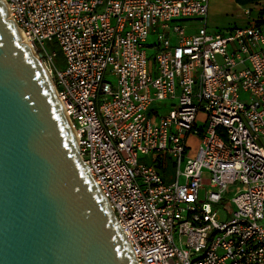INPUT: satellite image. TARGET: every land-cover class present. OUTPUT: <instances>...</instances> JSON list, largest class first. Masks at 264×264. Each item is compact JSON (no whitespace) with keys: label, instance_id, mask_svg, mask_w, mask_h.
<instances>
[{"label":"built area","instance_id":"2783aa9c","mask_svg":"<svg viewBox=\"0 0 264 264\" xmlns=\"http://www.w3.org/2000/svg\"><path fill=\"white\" fill-rule=\"evenodd\" d=\"M3 1L137 264H264V16L212 30L209 0Z\"/></svg>","mask_w":264,"mask_h":264},{"label":"water","instance_id":"95a60500","mask_svg":"<svg viewBox=\"0 0 264 264\" xmlns=\"http://www.w3.org/2000/svg\"><path fill=\"white\" fill-rule=\"evenodd\" d=\"M0 264H137L0 0Z\"/></svg>","mask_w":264,"mask_h":264},{"label":"rangeland","instance_id":"374dc122","mask_svg":"<svg viewBox=\"0 0 264 264\" xmlns=\"http://www.w3.org/2000/svg\"><path fill=\"white\" fill-rule=\"evenodd\" d=\"M237 6L235 3H233L231 0H209L208 3V11H207V17L213 19L215 22H217L219 25L218 29L220 30H226L228 27H233V26H244L247 21V14H244L246 11L250 14L251 18H256V17H263L264 16V1H259L257 3L248 5L243 8H236ZM186 22H191L190 20H183L180 21L179 23H186ZM193 22L198 23V20H193ZM209 26V25H208ZM209 28L212 29L211 26ZM222 28V29H221ZM213 29H216L213 27ZM154 36L149 35L147 41L153 40ZM52 48V47H51ZM55 47H53L54 49ZM57 49V48H55ZM55 62L57 65H61L63 62V59L57 55L55 58ZM165 106L167 103H162V105ZM169 107H166L164 109H160L164 112H167ZM205 114L201 111L198 115V118L201 120ZM188 144L190 145V152L191 154H194L198 148V142L195 138L189 137L188 139ZM148 159V157H147ZM151 159V158H150ZM149 162V159L147 160ZM166 167L168 169V175L167 178H165L167 181L171 180L174 175V168L172 166V162L170 159H165ZM228 197L230 194L227 195ZM199 197L202 199L203 198V191L201 190L199 193ZM233 208L232 204L229 203L227 205H218V206H213V209L216 210V214L220 220H224V214Z\"/></svg>","mask_w":264,"mask_h":264},{"label":"trees","instance_id":"16d2710c","mask_svg":"<svg viewBox=\"0 0 264 264\" xmlns=\"http://www.w3.org/2000/svg\"><path fill=\"white\" fill-rule=\"evenodd\" d=\"M259 1H264V0H234L235 3H237L238 5H240V6H242V7H246V6H248V5H251V4H254V3H257V2H259ZM228 29H230V28H228ZM153 159H158V157L155 156V158H153ZM164 159H169V158L164 156ZM151 161H152V160H151ZM153 163H154L155 166H157V167H161V168H162V166L160 165V162H159V161L154 160ZM161 170H162V172L165 173V174L168 172L167 167H166V169H165V168H162Z\"/></svg>","mask_w":264,"mask_h":264},{"label":"bare ground","instance_id":"6f19581e","mask_svg":"<svg viewBox=\"0 0 264 264\" xmlns=\"http://www.w3.org/2000/svg\"><path fill=\"white\" fill-rule=\"evenodd\" d=\"M19 31V35H20V39L21 41L29 48V50L34 54V48L32 45V42L30 41V39L20 30ZM35 56V55H34Z\"/></svg>","mask_w":264,"mask_h":264},{"label":"crops","instance_id":"0c3cea01","mask_svg":"<svg viewBox=\"0 0 264 264\" xmlns=\"http://www.w3.org/2000/svg\"><path fill=\"white\" fill-rule=\"evenodd\" d=\"M231 1L233 3H235L234 0H231ZM235 5L237 6L236 8H239V7L240 8H243L242 6L238 5L237 3H235ZM207 23H208L209 26L212 27V30H220V29H218V27H219L220 24H218L217 22H215L213 19L209 18V16L207 17ZM213 27L216 28V29H213Z\"/></svg>","mask_w":264,"mask_h":264}]
</instances>
